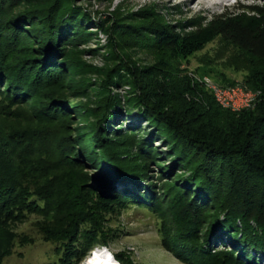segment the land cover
I'll return each instance as SVG.
<instances>
[{"label": "trees", "instance_id": "1", "mask_svg": "<svg viewBox=\"0 0 264 264\" xmlns=\"http://www.w3.org/2000/svg\"><path fill=\"white\" fill-rule=\"evenodd\" d=\"M75 3L0 0V94L3 86L12 104L35 91L42 74L66 69L62 59L66 41L92 34L86 24L93 17ZM148 21L135 29L115 22L107 28L104 21L97 23L108 34L114 33L110 36L113 49L107 56L114 63L93 69L102 78L106 93L96 107L80 106L78 113L88 122L77 142L81 150L69 139L64 149L73 160L75 153L98 170L96 176L85 179L78 200L56 190L50 180L30 192L21 181V165L24 157L44 153L43 145L32 136H4L0 127V264L16 240L7 223L21 216L25 208L47 215L53 209L54 225L44 227L43 232L46 240L59 242L60 256L48 264H78L102 231L100 223H94L83 233L85 221L129 202L161 211L167 218L161 229L163 244L189 264H261L249 249L264 254V71L249 76L252 85L245 83L259 91L255 105L232 111L219 105L200 83L188 77L178 79L165 65L138 67L128 60L114 30L120 37L135 34L151 44L157 41L176 56L189 55L219 36L250 58L264 61V6L241 4L214 15L193 32ZM221 84L232 86L235 82ZM110 85L132 87L124 106L118 94L111 93ZM53 102L54 109H61ZM122 108L127 114L138 108L151 131L141 136V123L129 124L126 129L117 125ZM12 138L16 142L29 139L25 146L12 150ZM157 138L166 143L171 163L160 159L154 145ZM178 168L184 171L178 173ZM154 170L156 177L165 180L161 187L156 184ZM93 191L98 192L95 201ZM30 194L38 197L30 199ZM52 197L57 199L55 205L50 203ZM38 198L45 200L44 205ZM63 206L70 211L62 210ZM227 237L230 247L219 249L216 242L223 243Z\"/></svg>", "mask_w": 264, "mask_h": 264}, {"label": "rangeland", "instance_id": "2", "mask_svg": "<svg viewBox=\"0 0 264 264\" xmlns=\"http://www.w3.org/2000/svg\"><path fill=\"white\" fill-rule=\"evenodd\" d=\"M75 2L76 6L83 7L93 17V20L86 24L92 34L78 41H66L62 45L64 47L62 59L66 63V69L60 67L53 74H42L37 78L36 90L26 95L20 103L12 104L7 99L6 90L1 86L3 93L0 94V127L4 128V136L7 134L17 138L32 136L43 145L44 153L24 157V163L21 165L23 167L21 181L31 190L30 192L41 189L50 180L56 190L78 200V195L85 189V179L96 176L98 170L93 164L79 160L75 153L73 154L76 161L73 160L64 149L69 140H74L77 145L82 137L83 128L88 125L78 113L80 106L88 104L89 107H96L97 102L106 93L102 78L98 73H93V69L114 63L107 59L109 51L113 49L110 46V36L113 32L108 34L97 23L101 24L104 21L106 28L117 23L135 29L147 25L150 18V21L170 23L176 31L193 32L204 27L214 15L222 11L235 10L241 4L264 6V0H75ZM6 8L8 11L9 7ZM114 32H116L114 37L119 41L123 52L127 53L128 60L136 62L138 67L165 65L178 79L188 77L208 91L210 90L206 79L220 85L235 82L248 87L245 83L250 82L249 76L255 71H264V61L250 58L238 47L227 43L219 36L189 55L176 56L174 52L172 54L163 49L157 41L151 44L150 40L135 34L120 37L119 31ZM83 84H85L83 89H80ZM108 87L112 94H118L123 106L126 104V96L132 95L130 85ZM52 101H55L53 102L55 106H62V110L54 109L51 106ZM122 113V120H118L117 125L120 123L119 125L126 129L129 124L141 123L142 128L138 131L141 136L151 131L152 126L141 118L138 108H133L131 114H127L124 109ZM28 139L16 142L12 138L10 149L22 147L23 143L25 146ZM51 141L55 142L54 146H57L59 152L51 145ZM154 145L158 148L163 162L173 161L162 139L157 138ZM77 147L80 151L82 145ZM12 156L15 158V151H12ZM30 159L40 162H32ZM154 171L156 177L157 171ZM177 171L182 173L184 170L178 168ZM155 181L158 187L165 183V180L159 177H156ZM35 195L30 194V199L38 197ZM91 197L95 201L98 192L93 191ZM55 200L57 201L52 197L50 203L55 205ZM38 201L41 206L45 203V200L39 198ZM65 208L63 206L62 210ZM52 210L47 215L25 208L21 216L7 223L15 233L16 240L11 253L3 259L4 264H48L59 258L60 254L57 252L59 242L46 240L43 232L44 227L54 225ZM66 210L70 211L69 207ZM158 212L129 202L126 206L115 205L97 216L93 214L94 217L82 225L81 231L84 233L85 229L94 223H100L102 231L78 264H87L94 253L93 250L97 249L107 251L112 259L120 264H189L163 244L161 229L167 218L161 215V211ZM222 241L223 243L216 242L219 249L230 247V237L223 238ZM249 251L254 255L256 262L264 264V254L261 251L252 247Z\"/></svg>", "mask_w": 264, "mask_h": 264}, {"label": "built area", "instance_id": "3", "mask_svg": "<svg viewBox=\"0 0 264 264\" xmlns=\"http://www.w3.org/2000/svg\"><path fill=\"white\" fill-rule=\"evenodd\" d=\"M206 84L218 104L232 111H241L253 107L259 96L258 90L253 91L239 83L223 86L211 79H206Z\"/></svg>", "mask_w": 264, "mask_h": 264}, {"label": "bare ground", "instance_id": "4", "mask_svg": "<svg viewBox=\"0 0 264 264\" xmlns=\"http://www.w3.org/2000/svg\"><path fill=\"white\" fill-rule=\"evenodd\" d=\"M91 256L92 257L88 260L87 264H120L113 260L107 251L102 249L95 250Z\"/></svg>", "mask_w": 264, "mask_h": 264}]
</instances>
